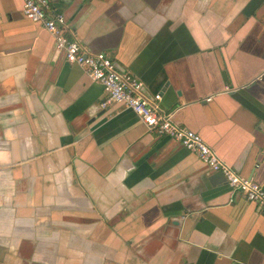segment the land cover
I'll use <instances>...</instances> for the list:
<instances>
[{
	"label": "crops",
	"instance_id": "obj_1",
	"mask_svg": "<svg viewBox=\"0 0 264 264\" xmlns=\"http://www.w3.org/2000/svg\"><path fill=\"white\" fill-rule=\"evenodd\" d=\"M50 2L264 188V0ZM23 6L0 0V264H264V211L131 109L102 108Z\"/></svg>",
	"mask_w": 264,
	"mask_h": 264
},
{
	"label": "built area",
	"instance_id": "obj_2",
	"mask_svg": "<svg viewBox=\"0 0 264 264\" xmlns=\"http://www.w3.org/2000/svg\"><path fill=\"white\" fill-rule=\"evenodd\" d=\"M24 16L42 24L55 38L56 46L65 54L70 64L82 66L88 75L99 82L106 93L102 108L123 105L131 109L150 132L175 139L215 172H220L233 191L240 192L249 202L257 204L264 211V188L255 180L240 175L227 165L203 137L173 119V112L162 110V94L148 99L142 91L143 82L129 72H120L114 61L104 52H87L69 29L62 13L54 11L50 0H23ZM207 100H210L208 98Z\"/></svg>",
	"mask_w": 264,
	"mask_h": 264
},
{
	"label": "water",
	"instance_id": "obj_3",
	"mask_svg": "<svg viewBox=\"0 0 264 264\" xmlns=\"http://www.w3.org/2000/svg\"><path fill=\"white\" fill-rule=\"evenodd\" d=\"M77 39V38H76ZM78 40V39H77ZM87 52H92V53H97V52H93V51H90V50H88L87 49ZM115 63V65H116V67H117V69L120 71V72H123V73H125L122 69H120V67H119V65L116 63V62H114ZM75 65V64H74ZM223 75H224V78L226 79V82H228V79H227V75H226V72H224L223 73ZM144 88H145V86H144V84H143V87H142V91L144 92ZM145 93V92H144ZM173 119H174V116H173ZM175 121V120H174ZM176 122V121H175ZM177 123V122H176ZM190 129V128H189ZM192 130V129H191ZM194 131V130H193ZM196 132V131H195ZM212 147V146H211ZM215 150V149H214ZM216 151V150H215ZM227 164V163H226ZM236 170V169H235ZM238 172V171H237ZM256 181V180H255ZM232 189V188H231ZM233 191V190H232Z\"/></svg>",
	"mask_w": 264,
	"mask_h": 264
}]
</instances>
